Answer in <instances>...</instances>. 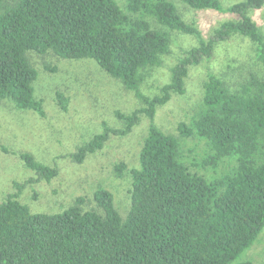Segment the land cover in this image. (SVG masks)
I'll return each instance as SVG.
<instances>
[{
    "label": "trees",
    "instance_id": "trees-1",
    "mask_svg": "<svg viewBox=\"0 0 264 264\" xmlns=\"http://www.w3.org/2000/svg\"><path fill=\"white\" fill-rule=\"evenodd\" d=\"M184 1L194 9H223L221 0ZM263 6L264 0L231 5L236 19L189 49L161 95L148 98L141 84L150 69L162 65L171 31L198 33L175 0H130L128 10L139 16L117 0H0V106L9 102L46 116L35 94L38 70L30 51L94 59L147 104L129 115L116 111L125 128L103 122L101 132L67 154L79 163L101 151L112 135L130 133L142 114L153 120L158 105L185 93L190 67L210 59L233 36L250 38L263 65L262 73L234 87L210 73L191 122L177 126L180 136L205 141L210 153L203 164L214 175L191 170L181 138L150 123L139 166L129 170L125 217L104 187L94 192L97 208L85 209L79 197L60 212H33L20 200L22 190L31 182L51 181L59 169L22 153L36 177L14 181L16 190L0 202V264H256L237 259L264 228V35L250 15ZM146 16L164 28H154ZM57 99L67 109L63 92ZM0 149L9 152L1 140ZM128 168L124 161L114 165L119 177Z\"/></svg>",
    "mask_w": 264,
    "mask_h": 264
},
{
    "label": "rangeland",
    "instance_id": "rangeland-1",
    "mask_svg": "<svg viewBox=\"0 0 264 264\" xmlns=\"http://www.w3.org/2000/svg\"><path fill=\"white\" fill-rule=\"evenodd\" d=\"M239 1L221 0L222 10H199L184 0H175L183 18L194 24L198 33L171 31L170 49L163 55L162 65L147 73L141 84L143 95L148 98L161 95V88L171 80L173 66L189 49L207 40L223 22L236 19L228 8ZM117 2L132 15H140L139 11L128 10L130 0ZM250 15L264 35V6L251 11ZM145 18L154 28H164L153 17ZM29 56L38 70L34 89L36 96L44 101L46 116L17 108L9 102L0 106V140L9 149V152L0 149V202L16 190L14 181L25 182L36 177L20 157L22 153H30L36 160L59 169L51 181L31 182L22 190L20 200L33 212H60L79 197L84 199L85 209L97 208L94 192L104 187L113 193L115 205L125 217L131 204L129 170L139 166L140 152L151 122L181 138L184 160L191 170L214 175L211 166L203 164L210 153L205 141L180 136L177 126L181 121L191 122L202 103L203 83L210 73L234 87L251 74L263 72L255 43L248 37L235 35L220 43L210 59L190 67L185 93H174L167 103L158 105L153 120L142 114L130 133L112 135L101 151L79 163L67 154L101 132L103 122L113 128H125V120L117 116L116 111L129 115L147 104L94 59H66L53 52L40 55L34 51H30ZM58 91L69 98L67 109L59 104ZM121 161L129 168L119 177L114 165ZM243 260L264 264V228L253 245L237 259Z\"/></svg>",
    "mask_w": 264,
    "mask_h": 264
}]
</instances>
